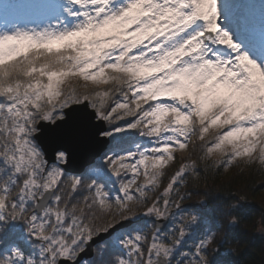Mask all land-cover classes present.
<instances>
[{
  "label": "snow or ice",
  "instance_id": "obj_1",
  "mask_svg": "<svg viewBox=\"0 0 264 264\" xmlns=\"http://www.w3.org/2000/svg\"><path fill=\"white\" fill-rule=\"evenodd\" d=\"M234 166L264 170V0H0V264H264Z\"/></svg>",
  "mask_w": 264,
  "mask_h": 264
},
{
  "label": "trees",
  "instance_id": "obj_2",
  "mask_svg": "<svg viewBox=\"0 0 264 264\" xmlns=\"http://www.w3.org/2000/svg\"><path fill=\"white\" fill-rule=\"evenodd\" d=\"M215 159V157H214ZM219 159V158H218ZM228 177L232 178L231 184L227 187V190H221L214 195H228L229 192L245 191L249 197L250 203L257 209L264 208V170L259 169L258 166L253 167H232L227 173H224L221 177V182ZM212 182L209 181V186ZM255 190V191H254ZM195 202V198L192 203ZM259 218V213L253 218V223ZM251 230V229H250ZM260 252L257 249L255 253V264H259Z\"/></svg>",
  "mask_w": 264,
  "mask_h": 264
},
{
  "label": "rangeland",
  "instance_id": "obj_3",
  "mask_svg": "<svg viewBox=\"0 0 264 264\" xmlns=\"http://www.w3.org/2000/svg\"><path fill=\"white\" fill-rule=\"evenodd\" d=\"M184 155L186 156L187 155V153H184ZM218 158H220L219 156H215V159H218Z\"/></svg>",
  "mask_w": 264,
  "mask_h": 264
}]
</instances>
